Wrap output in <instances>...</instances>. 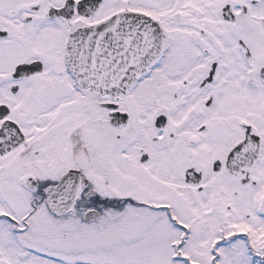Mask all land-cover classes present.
<instances>
[{
	"label": "snow or ice",
	"instance_id": "6c2138e0",
	"mask_svg": "<svg viewBox=\"0 0 264 264\" xmlns=\"http://www.w3.org/2000/svg\"><path fill=\"white\" fill-rule=\"evenodd\" d=\"M0 264H264V0H0Z\"/></svg>",
	"mask_w": 264,
	"mask_h": 264
}]
</instances>
